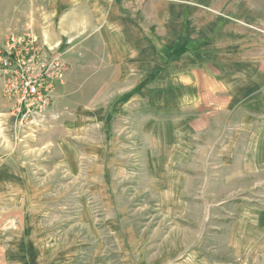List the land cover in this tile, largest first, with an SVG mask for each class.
Listing matches in <instances>:
<instances>
[{
    "label": "crops",
    "instance_id": "0c3cea01",
    "mask_svg": "<svg viewBox=\"0 0 264 264\" xmlns=\"http://www.w3.org/2000/svg\"><path fill=\"white\" fill-rule=\"evenodd\" d=\"M43 5L47 27L40 34L64 44L69 71L40 122L51 127L42 126L35 137L17 130L4 137L0 131V264H262L264 206L237 209L234 235L219 239L223 248L216 255L208 254L205 241H180L171 232L152 249L144 236L103 238L91 249L77 232L80 209L94 230L89 199L102 198L103 208L111 209L107 182L121 176L117 163L104 160L97 169L95 157H74L79 115L66 128L60 118L70 99L112 102L143 86L122 104L121 139L126 146L135 142L136 149L143 145L145 158L131 160L147 165L148 182L163 198L176 196L177 182L202 175L206 167H214L217 177L232 170L248 181L264 180V0H44ZM3 12L0 41L14 22L11 9ZM76 110L89 118L96 114L88 106L77 104ZM87 144L95 146V140L88 137ZM46 146L53 156L37 157ZM205 150L217 156L196 157ZM82 161L91 162L86 173L80 172ZM45 165L53 168L47 172ZM122 172L126 175V167ZM65 179L101 181L98 187L89 184L82 197L71 195L68 222L57 199L73 190L64 193L52 185ZM104 223L110 231L122 229L121 222Z\"/></svg>",
    "mask_w": 264,
    "mask_h": 264
},
{
    "label": "rangeland",
    "instance_id": "374dc122",
    "mask_svg": "<svg viewBox=\"0 0 264 264\" xmlns=\"http://www.w3.org/2000/svg\"><path fill=\"white\" fill-rule=\"evenodd\" d=\"M43 4L44 0H0V13L7 9L12 11L10 19L13 17L14 22L12 27L9 28L8 34H21L30 28L37 36L43 38L41 36L43 33L40 32L42 31L41 27L43 25H46L44 26L45 28L47 27L41 13L44 9ZM53 22L56 28L57 23L54 19ZM8 34L3 35V39H1L4 40ZM43 39L47 41V39ZM49 43L53 44L56 42ZM128 100L130 98L124 97V99L111 102L102 98L92 102L87 101L86 103L70 99L64 104L65 113L63 118H60L62 128H66L67 124L75 120L76 115H79L78 119L81 125L80 136L79 134L78 136L74 134L76 138L72 139L74 157L80 156L84 158L86 155L90 158L95 157L93 167L97 169L102 168L100 163H103L102 161L104 160L117 163V177L121 176L118 180L107 182L112 196L111 201L113 204L111 209L105 210L103 208L102 198L89 199V203L92 204L89 210L91 211L90 216L91 221H93L92 225L95 227V229L93 228L94 230L90 229V226L84 220L85 215L80 209V224L77 231L80 240L88 243L92 249L94 242L103 238L114 239L127 236L132 239H141L144 236L148 248L152 249L154 242L159 241L161 243V240L166 238L171 232V238L180 241L189 242L197 239L205 241L208 244V254L216 255L215 249L223 248L219 239L231 238L234 235V229L239 218L236 213L237 209L243 207L249 210L255 206H264V180L261 178L260 180L248 181L243 179L244 177L242 176H237L239 173H233L232 170H225L224 176L217 177L214 167H206L204 175L193 174L191 179L189 178L190 180L177 182L173 187L176 196L171 197V199L163 198L160 191L154 189L152 184L148 182L147 165L141 166L131 160V158L136 156H146L145 152L141 150L143 145H139L140 147L136 149L135 142L126 146L125 140L121 139L122 132L125 130L121 109H123L122 104ZM77 104L80 107L88 106L91 111H95V117L89 118L83 110L73 111ZM66 111H70L71 114ZM72 111L75 113L74 115H72ZM9 112L5 104L0 109V131H4V134H2L4 137L7 134L9 135L11 131L17 130ZM51 124L47 122L39 123V126L35 127L34 133L30 134V136L35 137L42 126L48 129ZM88 137L95 140V146L87 144ZM31 148L33 149V146ZM130 151H132V155H128ZM215 152L216 150H205L202 154L196 155V157H216ZM50 156L53 155L48 146H46L44 152H40L37 155V157L42 158ZM121 160L123 163L120 165ZM124 161L128 165H125ZM90 164L91 162H83L80 172L86 173ZM124 167H126L127 173L123 175L122 172V176L120 173ZM44 168L48 172L49 168L53 167L45 165ZM196 168V171L200 170V167ZM205 175L208 177L207 181L204 179ZM198 176H202L203 180H199ZM100 183L101 181L99 180L85 182L83 179L77 182L66 180L61 183H52L53 186L58 184L61 189H64V193L68 189L73 190L69 196L65 194L63 199H57L58 204L63 206V212L60 213L64 222L69 221L68 219L73 209L72 202L74 199L71 195L82 197V195L88 193L89 184L98 187ZM93 206H95V209ZM98 211L100 212L99 214L97 213ZM106 219H111L117 223L121 222L122 229L115 231L106 229L104 226ZM124 226L128 228V234H126ZM64 232L66 231L64 230ZM136 248L140 249L141 246H136ZM259 248L263 249L262 246ZM132 249L135 251L134 247ZM134 255L136 256V254ZM259 260L260 263L264 264L262 253Z\"/></svg>",
    "mask_w": 264,
    "mask_h": 264
},
{
    "label": "built area",
    "instance_id": "2783aa9c",
    "mask_svg": "<svg viewBox=\"0 0 264 264\" xmlns=\"http://www.w3.org/2000/svg\"><path fill=\"white\" fill-rule=\"evenodd\" d=\"M63 55L62 42L49 43L30 28L0 42L2 99L17 131L33 134L52 109L69 71Z\"/></svg>",
    "mask_w": 264,
    "mask_h": 264
},
{
    "label": "trees",
    "instance_id": "16d2710c",
    "mask_svg": "<svg viewBox=\"0 0 264 264\" xmlns=\"http://www.w3.org/2000/svg\"><path fill=\"white\" fill-rule=\"evenodd\" d=\"M158 76V73L152 75L149 79H147V81L145 83L151 82L153 81L156 77ZM143 86H139L137 87L136 90H134L133 92H131L130 94L127 95V99L131 98L134 94H136L140 89H142Z\"/></svg>",
    "mask_w": 264,
    "mask_h": 264
}]
</instances>
